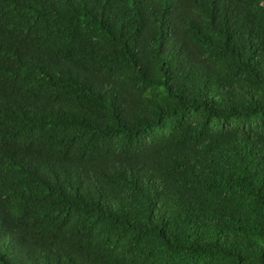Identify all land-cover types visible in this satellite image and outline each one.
<instances>
[{"label": "trees", "instance_id": "1", "mask_svg": "<svg viewBox=\"0 0 264 264\" xmlns=\"http://www.w3.org/2000/svg\"><path fill=\"white\" fill-rule=\"evenodd\" d=\"M0 264H264V0H0Z\"/></svg>", "mask_w": 264, "mask_h": 264}]
</instances>
